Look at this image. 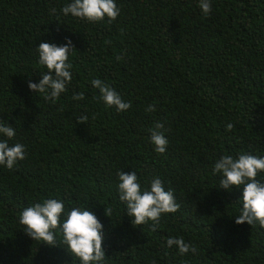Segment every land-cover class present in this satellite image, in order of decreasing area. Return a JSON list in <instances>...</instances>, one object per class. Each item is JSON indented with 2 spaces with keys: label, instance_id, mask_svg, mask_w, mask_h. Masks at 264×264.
Wrapping results in <instances>:
<instances>
[{
  "label": "trees",
  "instance_id": "16d2710c",
  "mask_svg": "<svg viewBox=\"0 0 264 264\" xmlns=\"http://www.w3.org/2000/svg\"><path fill=\"white\" fill-rule=\"evenodd\" d=\"M71 2L0 0V121L26 154L12 170L0 166V264H80L59 229L49 246L18 223L48 199L66 213L93 212L102 264H264V228L235 223L242 187L221 189L222 175H212L225 155L264 158V0H211L208 15L199 0H115L116 20L95 24L63 15ZM69 40L72 80L53 103L28 87L47 73L36 49ZM97 78L131 107H106ZM156 123L168 140L163 154L150 141ZM121 172H135L142 190L160 178L179 209L155 230L151 221L133 226ZM170 237L196 251L179 255Z\"/></svg>",
  "mask_w": 264,
  "mask_h": 264
},
{
  "label": "clouds",
  "instance_id": "9594fccd",
  "mask_svg": "<svg viewBox=\"0 0 264 264\" xmlns=\"http://www.w3.org/2000/svg\"><path fill=\"white\" fill-rule=\"evenodd\" d=\"M199 7L205 15L211 11V0H199ZM55 13L56 9L53 8ZM63 15L78 18L89 23H97L107 18L108 22L115 21L120 14L115 0H72L70 4L61 9ZM72 48L71 41L66 45L57 46L50 43H40L36 51L39 55V64L46 67L47 73L42 75L40 82H29L31 91L42 94L45 100L55 103L60 95L66 91L67 85L72 80L70 69L72 64L68 62ZM93 87L99 89L100 99L106 107L115 108L118 112H124L131 107L122 100L121 96L100 79L92 81ZM84 94H74L73 100H83ZM146 111H155L149 106ZM87 116L78 118L79 123H84ZM161 123H156L150 130V141L158 154L166 152L168 140ZM233 125L229 123L227 130L231 131ZM0 135L7 139H0V166L12 170L19 161L26 158L25 148L20 143L9 145L8 140L15 137L13 127L0 121ZM264 172V158L251 154H241L238 158L231 155L222 156L214 165L212 175L221 174L220 188L231 191L233 188L243 189L242 210L235 217L237 225L247 223L250 226L259 224L264 228V183L257 180V176ZM119 199L126 205V213L132 218L133 226L152 222L153 230L160 223L162 215L175 213L179 205L175 202L172 190L166 191L160 178H154L150 182L149 189H141L135 172L118 173ZM66 218L61 222V216ZM105 215L111 216V209H105ZM18 223L23 226L27 236L35 241H44L49 246H55V232L59 229L63 237V243L68 251L80 261V264H102L105 252L102 249L103 225L89 210L72 208L65 212V205L58 199H48L43 203L24 209L18 216ZM168 248L175 247L178 254L183 256L195 252L196 249L185 243L183 237H170L166 241ZM155 264V262H153Z\"/></svg>",
  "mask_w": 264,
  "mask_h": 264
}]
</instances>
